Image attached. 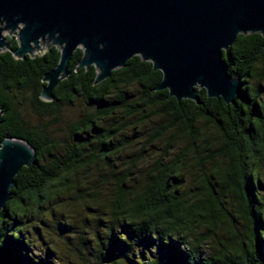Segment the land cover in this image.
Masks as SVG:
<instances>
[{
  "label": "trees",
  "instance_id": "obj_1",
  "mask_svg": "<svg viewBox=\"0 0 264 264\" xmlns=\"http://www.w3.org/2000/svg\"><path fill=\"white\" fill-rule=\"evenodd\" d=\"M5 38L0 142L25 141L35 160L0 211V264H264L260 34L222 52L240 81L234 103L198 90L200 105L154 91L162 75L139 56L94 85L93 66L76 71L82 49L44 102L59 47L14 59L18 41ZM69 205L84 212L80 227Z\"/></svg>",
  "mask_w": 264,
  "mask_h": 264
},
{
  "label": "water",
  "instance_id": "obj_2",
  "mask_svg": "<svg viewBox=\"0 0 264 264\" xmlns=\"http://www.w3.org/2000/svg\"><path fill=\"white\" fill-rule=\"evenodd\" d=\"M5 30L16 32L14 59L33 57L40 42L59 47L56 67L42 78L44 102L53 100L72 54L82 49L76 71L93 66L94 85L139 56L162 75L154 91H167L177 103L200 105L197 91L204 90L233 104L240 81L227 72L222 52L239 34L264 38V0H0V52L9 50ZM34 160L25 141L0 142V211L15 176Z\"/></svg>",
  "mask_w": 264,
  "mask_h": 264
},
{
  "label": "rangeland",
  "instance_id": "obj_3",
  "mask_svg": "<svg viewBox=\"0 0 264 264\" xmlns=\"http://www.w3.org/2000/svg\"><path fill=\"white\" fill-rule=\"evenodd\" d=\"M2 35L4 36V37H13L15 40H17V37H16V32H9V31H3L2 32ZM47 43H45V42H40L39 43V47H38V49L37 50H35L34 51V54H40V53H42L44 50H46V48H47ZM5 50V49H4ZM4 50H2V51H4ZM65 117H69L70 115L68 114V112H64V114H63ZM157 147H160V145L159 146H157ZM156 147V148H157ZM136 148H139V146L137 145L136 146ZM155 153L156 154H158L159 152H157L156 151V149H154L153 150V154L155 155ZM154 159H155V157H154ZM149 161V160H148ZM197 175H198V173L196 172V171H194V170H192V171H190V172H187L186 173V175H185V183L187 182L188 183V187L190 186V185H194L195 186V182L197 183V181L199 180V178L197 177ZM186 186H187V184H186ZM193 187V186H192ZM70 206V209H74V207L72 208L71 207V205H69ZM77 207V209L80 211L79 213H81L80 214V216L79 215H77V212H76V210L74 209V212H71L70 210L68 211L69 212V216L71 217V220L72 221H74V223H75V225H76V227H80V222H81V217L83 216V214H84V212L82 211V209H81V207L80 206H76ZM67 211H65V214H68L67 213Z\"/></svg>",
  "mask_w": 264,
  "mask_h": 264
}]
</instances>
